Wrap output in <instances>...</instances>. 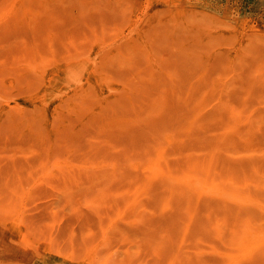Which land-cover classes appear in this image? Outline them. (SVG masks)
<instances>
[{
	"label": "rangeland",
	"instance_id": "obj_1",
	"mask_svg": "<svg viewBox=\"0 0 264 264\" xmlns=\"http://www.w3.org/2000/svg\"><path fill=\"white\" fill-rule=\"evenodd\" d=\"M0 1V5L3 6L5 2L7 3V1L10 2L11 0ZM24 5H26V12L24 15L20 14L19 22L13 19L9 26L0 28V41H4L0 43V65L2 64L0 66V74L8 73L10 75L12 73L16 77L15 91L11 97L21 98L28 91L34 90L38 84L34 74L29 70L26 71L23 67H21V70L20 66L12 68L15 60L26 57L24 62L29 63L33 57V59H36L39 53L40 55L47 53L48 44L52 45L54 52H57L56 55L59 58L67 56V53L70 52V57L84 59L92 52L93 47L91 48L90 44L94 40L100 43L101 49L103 48V52H105L102 55L104 59L100 62L101 64L96 68L93 67L96 78L100 81L102 80L101 82L110 91L119 90L121 93H127L108 101L109 103H115L113 109L107 112L104 109V112L100 114L95 113L94 117H90V115L84 116L85 123L81 127H74L73 125L77 124L79 117L82 116L64 115L65 119L68 120L67 126L72 123V128L61 127V130L55 134L54 143H51L50 139L44 138L37 129L33 123L30 109L25 108L21 111L11 109L6 114L5 117L7 119L4 118L3 122L0 123V206L3 204L7 205L8 202L10 204L0 207V216L1 218L4 217L3 219L0 218V264H264V234H261L264 231V180H262L264 179V0H24ZM53 9L55 10L53 11ZM132 17L133 19H131ZM30 26L34 27L30 28ZM90 30H94V32ZM6 31L10 32L7 33ZM77 31H79L78 34ZM11 33L12 35L14 33V35L12 36ZM99 33L105 36L106 41L104 36L101 37ZM34 34H36L37 40L39 39L38 41ZM57 35L61 36L60 40ZM78 35L80 36L79 38ZM25 38L28 40L26 41ZM55 38L58 39L56 40ZM41 40L43 43L40 42ZM70 40H72V45ZM260 40L263 41L261 42ZM113 41L116 42L111 44ZM62 43L66 44V46H62ZM66 48L71 51L67 52ZM95 51L94 49L93 52L95 53ZM132 53H141L143 55L140 56L141 54H138L140 59L136 60V55L133 56ZM161 54L165 61L162 57H159ZM22 56L23 58H21ZM4 57L6 58L4 59ZM173 70L175 75H173ZM250 74L254 76L252 75L251 77ZM217 93H228V139L238 142L235 149L228 145V150L226 152L223 151L224 158H222L225 164L227 166L230 164L233 169L237 164L239 166L241 162L235 161L236 157L230 154L236 153V155H248L254 159L257 157V159H260L256 163L259 164L258 169L259 171L261 170L260 173L262 175H254L250 180L254 185L257 184V187H252L251 195H254V201L258 205L260 204L262 208L253 204L249 206L240 204L239 201L231 203L216 195L221 192L220 189L223 188V185H228L226 183L228 180H223L226 176L221 174L218 177L215 176V179H207L205 181L207 185H211L210 187L215 190L214 194L208 192V194L201 193L199 195L197 191L195 195L190 194L184 188L176 186L175 183H173L175 191L169 193V191H162L160 186L157 190L158 197L153 199L143 197L144 200L142 199L145 204V209L143 208L144 222L138 225H129L128 222L124 221L114 223L113 218L116 216L117 210L112 207L113 205H105L103 201L108 199V194H110L106 189L117 190L120 186V189L122 187L126 188L133 183V176L137 175V171H132L125 167L127 152V155H132L133 157H140L148 153L150 151L148 149L149 144L147 145L146 143L148 141L151 142L153 139L156 141V134L165 126L171 127L175 125L179 120L178 118L183 116L182 111L184 113L188 111L184 110L189 108L186 105L188 102L192 99L188 105L195 100L210 102L218 96ZM92 95L96 94L92 93ZM54 97L57 102H64L65 104H83L84 102L94 109L98 102L96 96L90 97L86 96V94L79 96L72 93H57ZM165 99L168 100L166 101ZM161 102L164 103L163 106L165 108H162L165 111L156 108L158 104H162ZM247 106L251 109L248 108L247 110ZM154 108L155 110L152 111ZM260 113L263 119L262 123ZM166 121H169L167 123L170 126ZM127 122L128 124H125V126L118 124ZM218 122L217 119L212 122L209 120L204 121L202 127H199L200 129H193L191 136L177 144L173 151L177 154L180 153V155L186 154L199 159L205 157V153L207 154L209 151L213 136L218 133L217 129L220 126ZM106 123L108 125L114 123V126L104 130L97 129L98 124L105 127ZM158 123L163 126H158ZM92 124L96 126L94 127ZM150 125L155 128H151ZM210 126L212 127L210 128ZM149 128L155 129V131H152L154 134L150 133L151 129ZM143 129L145 131H143L144 134L141 131ZM146 131L149 132L147 134L150 136H147ZM135 132L138 133L135 134ZM128 136L129 139H126ZM208 136L209 138L207 139ZM139 138L140 141H138ZM142 138L145 139V142ZM111 139L112 142H109ZM49 141L51 144H49ZM70 143L78 147L68 152L69 149L67 147L71 145ZM55 146L56 149L54 148ZM103 146L105 147L103 148L104 150L102 149ZM242 146L248 150L245 151L247 152L246 154L244 152L240 153L239 149ZM111 150L113 151L111 152ZM117 150L121 151L116 152ZM109 153L110 158L108 157ZM55 154L66 156L74 168L78 170L73 171L66 178L51 177L49 179H40L38 175L39 163L47 162L46 157L50 155L52 158V155ZM96 154L99 155L97 156ZM93 156L95 157L93 158ZM117 156L120 157L118 158ZM91 157L93 160L90 159V164L89 158ZM121 157L123 162H121ZM80 159L82 160L80 161ZM109 160L118 167L116 175L109 174V176L107 175L108 177L105 175H90L89 171H87L89 166L91 168L93 165V167H96L102 162L109 163ZM30 165L34 167L30 168ZM11 167L13 169H10ZM30 171L32 172L30 173ZM246 171L250 172V169ZM23 173H26L27 176ZM8 174L9 177L11 174L14 177L11 176L9 178ZM127 174L129 177H127ZM1 178L4 179L1 180ZM126 178L128 179L126 180ZM235 179L239 178L236 177ZM261 186L263 187L261 188ZM19 187L21 188L20 192L17 190ZM7 188L9 189L6 192ZM234 189L243 197H247V194H250L244 190V186L236 185ZM159 192L161 193L159 194ZM6 196L7 198H4ZM195 197H197L195 219L184 230V225L187 224L188 205L191 204L190 200ZM171 198L176 200V204L170 208L168 206L163 212L159 211L158 201L160 199L172 200ZM9 200L15 203V207L11 206L12 203ZM9 206L10 208H7ZM186 206H188L187 210H185ZM75 207L77 210H75ZM227 208L229 210L232 208L231 212L228 211L227 213ZM3 209L5 214H2ZM6 211L9 212L6 213ZM233 213L235 214L233 215ZM23 214L24 216H22ZM20 217L22 220H20ZM256 217H259V219ZM244 221L250 224L254 223L261 239L252 243L251 246L240 243V239L246 232L244 229L246 223ZM21 222L24 223L22 224ZM18 223L22 225L20 228L17 226ZM119 223L123 224L120 226ZM215 224H218L216 229L214 228ZM108 227H111V229H107ZM119 230L121 234H119ZM214 231H217L215 236ZM218 231H220V235ZM112 233L115 234L113 235ZM218 235L219 238H217ZM103 236L104 238L101 239ZM111 241L113 242L111 243ZM51 242H53L52 245ZM94 244L96 245L94 246ZM92 246L93 248H91ZM55 250L72 257L71 259H66L63 255L56 254Z\"/></svg>",
	"mask_w": 264,
	"mask_h": 264
},
{
	"label": "bare ground",
	"instance_id": "obj_2",
	"mask_svg": "<svg viewBox=\"0 0 264 264\" xmlns=\"http://www.w3.org/2000/svg\"><path fill=\"white\" fill-rule=\"evenodd\" d=\"M1 2V1H0ZM26 3V1H25ZM146 3V2H145ZM48 4V3H47ZM44 5V3H43ZM25 6L24 5V0H11L10 2L7 1V3L5 2V5H0V28L2 26H9L12 22V20L16 19L18 20L19 22V19L21 18V15H24L26 10H25ZM45 6V5H44ZM145 6V5H144ZM46 7V6H45ZM49 8V7H48ZM37 9V8H36ZM147 9V8H145ZM38 10V9H37ZM42 10V9H41ZM55 9H53L54 11ZM51 11V9H50ZM41 12V11H40ZM43 13V12H42ZM144 13V12H143ZM142 14V12H141ZM20 15V16H19ZM42 15V14H41ZM34 16V15H33ZM47 16V15H46ZM127 16V15H126ZM141 16V15H140ZM160 16V15H159ZM45 17V16H44ZM84 17V16H83ZM128 18H130L129 16H127ZM49 18V17H48ZM82 19V17H80ZM38 19V18H37ZM133 19V17L131 18ZM52 20V19H51ZM140 20V18H139ZM36 21V20H35ZM43 21V20H42ZM50 21V20H49ZM102 21V20H101ZM249 21V20H248ZM31 22V21H30ZM126 22V21H125ZM37 23V22H35ZM52 23V22H51ZM105 23V22H104ZM140 23V22H139ZM191 23V22H190ZM34 24V23H33ZM32 24V25H33ZM40 24V23H39ZM50 24V23H49ZM176 24V23H175ZM180 24V23H179ZM195 24V23H194ZM36 25V24H35ZM34 25V26H35ZM88 25V24H87ZM209 25V24H208ZM253 25V24H252ZM17 26V25H16ZM23 26V25H22ZM25 26V25H24ZM27 26H29L27 24ZM34 26H30L31 27H34ZM92 26V25H91ZM21 27V26H20ZM168 27V25H167ZM3 28V27H2ZM136 28V27H135ZM237 29V28H235ZM8 30V29H7ZM26 30V29H25ZM130 30V29H129ZM230 30V29H228ZM232 30V29H231ZM2 31V30H1ZM34 31V29H33ZM36 31V30H35ZM50 31V30H49ZM80 31V30H79ZM77 31V34L78 32ZM91 31V30H90ZM7 32V31H6ZM10 32V31H8ZM7 32V33H8ZM24 32V31H23ZM32 32V31H31ZM52 32V31H51ZM84 32V31H83ZM91 32H94V30H92ZM97 32V31H95ZM162 32V31H161ZM234 32V31H233ZM5 33V32H4ZM16 33V31H15ZM25 33V32H24ZM35 33V32H34ZM54 33V32H53ZM58 33V32H57ZM60 33V32H59ZM64 33V31H63ZM66 33V32H65ZM18 34V32H17ZM20 34V33H19ZM25 34H28V33H25ZM38 34V33H37ZM96 34V33H95ZM94 34V35H95ZM98 34V33H97ZM100 34V33H99ZM127 34V33H126ZM125 34V35H126ZM133 34V32H132ZM240 34V33H239ZM9 35V34H8ZM12 35V33H11ZM14 35V33H13ZM12 35V36H13ZM32 35V34H31ZM35 38H36V34H34ZM46 35V34H45ZM55 35H56V32H55ZM81 35V33H80ZM86 35V34H85ZM101 35V34H100ZM236 35V33H235ZM234 35V36H235ZM1 36V35H0ZM10 36V35H9ZM16 36H19V35H16ZM30 36V35H28ZM58 36V35H57ZM104 36V35H101V37ZM124 36V35H123ZM122 36V37H123ZM3 37V35H2ZM22 37V35H21ZM31 37V36H30ZM61 36H58L59 40L61 39L60 38ZM74 37V36H73ZM77 37V36H76ZM80 36L78 35V38ZM91 37V36H90ZM24 38V37H23ZM32 38V37H31ZM34 38V39H35ZM43 38V36H42ZM57 38V39H58ZM63 38V37H62ZM69 38V37H68ZM84 38V37H83ZM93 38V37H92ZM91 38V39H92ZM163 38V37H162ZM253 38V37H252ZM264 38V36H263ZM4 39H6L4 37ZM41 39V38H40ZM56 39V38H55ZM56 39V40H57ZM120 39V38H119ZM165 39V38H164ZM23 40V39H22ZM25 40L27 41L28 39L25 38ZM37 40V38H36ZM39 40V39H38ZM37 40V41H38ZM43 40V39H42ZM40 41L41 43H43V41ZM67 40V39H66ZM74 40V39H73ZM79 40V39H78ZM104 40L106 41V38L104 36ZM186 40V39H185ZM223 40V39H222ZM257 40H259L257 38ZM256 40V41H257ZM8 41V40H7ZM101 41V40H100ZM117 41V40H116ZM115 41V42H116ZM162 41V40H161ZM159 41L160 43H163ZM165 41V40H164ZM171 41V40H170ZM184 41V40H183ZM261 42L263 40H260ZM1 42H4V41H0ZM23 42V41H22ZM25 42V41H24ZM38 42V43H40ZM62 42V41H61ZM87 42V41H86ZM89 42V41H88ZM114 41L111 43H115ZM21 43V41H20ZM27 43V42H26ZM25 43V44H26ZM36 43V41H35ZM46 43V42H45ZM44 43V45H46ZM50 43V42H49ZM70 43L72 45V40H70ZM169 43V42H168ZM182 43V41H181ZM203 43V42H202ZM208 43V42H206ZM216 43V42H215ZM5 44V43H4ZM58 44V43H57ZM63 44V43H62ZM81 44V43H80ZM84 44V43H83ZM219 44V43H217ZM3 45V44H2ZM35 45V44H34ZM70 45V44H69ZM70 45V46H71ZM87 45V43H86ZM85 45V47H86ZM91 48L93 47L92 49V52L90 53V55L86 56L84 59H76V58H73V57H70L69 53H67V56L63 57V58H59L58 55H56V53L54 52L55 50H53L52 48V45L48 44V52L46 50L47 53H41L42 55H40L39 53V56L36 57V59H31L29 63H25L24 61H26V57L23 58V56L21 58L23 59H20V60H15L14 63L12 64V68L14 69V67H18L20 66V69L22 70L21 67H23L24 69L29 70L31 73L34 74L35 76V79H36V82H38L37 84V87L33 90H30L28 91L27 93H25L23 95V97L21 98H15V97H11L13 96L12 93L15 91V85H16V77H14V75L12 73H10V75H8V73H2L0 74V123L3 122L4 118H6V114H8V112L11 110V109H15V110H19L21 111L22 109H30L29 111L31 112V117L33 119V123L35 124V126L37 127V129L40 131V133L42 134V136L44 138H47V139H50L51 143H54L55 142V134L57 133V131L61 130L60 128L61 127H68L69 129L72 128V123L67 126L68 124V120L65 119L64 115H76V116H82V117H79V121L77 124L73 125L74 127H77V126H83L84 123H85V119H84V116H88L90 115V117H94L95 113L96 114H100L102 112H104V109L107 111H109L110 109H113L115 107V103H109L108 101L111 100V99H114L115 97H118L119 95L121 96L122 94H126V93H121L119 92V90H115V91H110L108 90L106 87H105V84L102 83L100 80H98L96 78V74L94 72V68L93 67H97L98 65H100L101 61L104 59V56H102L105 52H103V48L101 49V45L100 43L97 41V40H94L92 42V44H90ZM126 45V44H125ZM124 45V46H125ZM204 45V44H203ZM1 46V45H0ZM4 46V45H3ZM2 46V47H3ZM7 46V45H6ZM5 46V47H6ZM29 46V45H28ZM37 46V45H36ZM40 46V45H39ZM47 46V45H46ZM54 46V45H53ZM62 46H66V44L62 45ZM110 46V45H109ZM123 46V47H124ZM129 46V45H127ZM221 46V45H220ZM35 47V46H34ZM57 47V45H56ZM80 47V46H79ZM107 47V46H106ZM112 47V46H111ZM110 47V48H111ZM153 47V46H152ZM203 47V46H202ZM207 47V46H206ZM218 47V46H217ZM19 48V47H18ZM38 48V46H37ZM36 48V49H37ZM43 48V46H42ZM46 48V47H45ZM83 48V47H82ZM113 48V47H112ZM120 48V47H118ZM154 48V47H153ZM200 48V47H199ZM212 48V46H211ZM220 48V47H219ZM261 48V47H260ZM35 49V50H36ZM59 50V48H57ZM67 49V48H66ZM69 49V47H68ZM66 50L67 52L68 51H71V50ZM78 49V48H77ZM80 49V48H79ZM85 49H89V48H85ZM94 49L96 50L95 53L93 52ZM108 49V48H107ZM162 49V48H161ZM4 50V49H3ZM16 50V49H15ZM26 50V49H25ZM30 50V49H29ZM38 50V49H37ZM44 50V51H45ZM73 50V49H72ZM81 50V49H80ZM83 50V49H82ZM129 50V49H128ZM140 50V49H139ZM155 50V49H154ZM212 50V49H211ZM260 50V49H259ZM24 51V50H23ZM39 51V50H38ZM38 51H34V52H38ZM65 51V50H64ZM84 51V50H83ZM119 51V50H118ZM127 51V50H126ZM199 51V50H198ZM6 52V51H5ZM10 52V51H9ZM7 52V53H9ZM15 52V51H14ZM22 52V51H21ZM42 52V51H41ZM130 52V51H129ZM128 52V53H129ZM134 52V51H132ZM201 52H202V48H201ZM4 53V52H3ZM13 53V51H12ZM66 53V52H65ZM6 54V53H5ZM14 54V53H13ZM60 54V53H59ZM85 54V52H84ZM139 55L141 53H138ZM138 54H133L132 55H136L135 56V59H140L139 58V55ZM9 55V54H8ZM17 56V54H15ZM35 55V54H34ZM81 55V53H80ZM79 55V56H80ZM143 54H141L140 56H142ZM159 55V54H158ZM184 55V54H183ZM191 55V54H190ZM193 55V54H192ZM196 55V54H195ZM194 55V56H195ZM21 56V55H20ZM27 56V55H26ZM76 56V55H75ZM125 56H127V54H125ZM157 56V54H156ZM193 56V57H194ZM254 56V55H253ZM11 57V56H9ZM28 57V56H27ZM160 58L162 57V54L159 56ZM158 57V58H159ZM3 58V57H2ZM6 57H4L5 59ZM13 58V57H12ZM188 58V57H187ZM224 58V57H223ZM227 58V57H226ZM1 59V58H0ZM29 59V58H27ZM134 59V57H133ZM134 59V60H135ZM145 59V58H144ZM162 59H164L162 57ZM172 59V58H171ZM192 59V58H190ZM253 59V58H252ZM12 60V59H11ZM10 60V61H11ZM130 60V59H129ZM161 60V59H160ZM188 60V59H187ZM197 60V59H196ZM209 60V59H208ZM257 60V59H256ZM255 60V61H256ZM4 61V60H3ZM9 61V62H10ZM128 61V59H127ZM165 61V59H164ZM163 61V63H164ZM167 61V59H166ZM181 61V60H180ZM236 61H238V59H236ZM138 62V61H137ZM148 63V61H146ZM169 62V61H167ZM174 62V60H173ZM191 62V61H190ZM213 62V61H212ZM228 62V61H227ZM258 62V60H257ZM257 62H254V63H257ZM127 63V62H126ZM131 63V62H130ZM139 63V62H138ZM172 63V62H171ZM179 63V62H178ZM181 63V62H180ZM187 63V62H186ZM185 63V64H186ZM107 64H109L107 62ZM207 64V63H206ZM2 65V64H1ZM0 65V66H1ZM9 65V64H8ZM118 65V64H117ZM137 65V64H136ZM146 65V63H145ZM194 65V64H193ZM4 66V65H3ZM120 66V65H119ZM122 66V65H121ZM163 66V65H161ZM169 66V65H168ZM171 66V65H170ZM177 66V65H176ZM180 66V64H179ZM178 66V67H179ZM190 66V65H188ZM236 66V65H235ZM234 66V67H235ZM245 66V65H244ZM166 67V66H165ZM173 67V66H172ZM175 67V65H174ZM2 68V67H1ZM102 68V67H101ZM138 69H140L139 67H137ZM177 68V67H176ZM181 68V67H180ZM241 68H242V65H241ZM245 68V67H243ZM261 68V67H260ZM3 69V68H2ZM12 69V70H13ZM18 69V68H17ZM173 69V68H172ZM187 69V68H186ZM210 69V67H209ZM250 69V68H249ZM253 69V68H252ZM256 69V68H255ZM254 69V70H255ZM9 70V69H8ZM175 70V69H174ZM173 70V72H174ZM263 70V69H262ZM261 70V71H262ZM7 71V70H6ZM14 71V70H13ZM200 71V70H199ZM257 71V70H255ZM260 71V72H261ZM250 72V71H249ZM248 72V74H249ZM259 72V71H258ZM168 73V72H167ZM186 73V72H185ZM12 74V75H11ZM15 74V73H14ZM19 74V73H18ZM177 74V73H176ZM183 74V73H182ZM181 74V75H182ZM234 74V73H233ZM255 74V73H254ZM260 74V73H259ZM258 74V75H259ZM125 75V74H124ZM127 75V74H126ZM173 75H175V72L173 73ZM188 75V73H187ZM251 75V74H250ZM253 75V74H252ZM251 75V77H252ZM257 75V76H258ZM264 75V74H263ZM98 76V75H97ZM139 76V75H138ZM156 76V75H155ZM177 76V75H176ZM232 76V75H231ZM230 76V77H231ZM235 76V75H234ZM238 76V75H237ZM254 76V75H253ZM256 76V77H257ZM31 77V76H30ZM120 77V76H119ZM187 77V76H186ZM233 77V76H232ZM259 77V76H258ZM23 78V77H22ZM25 78V77H24ZM179 78V77H178ZM183 78V76H182ZM254 78V77H253ZM32 79V78H31ZM100 79V78H99ZM125 79V78H124ZM140 79V78H139ZM181 79V78H180ZM110 80V79H109ZM137 80V79H136ZM154 80V79H153ZM28 81V79H27ZM135 81V80H134ZM140 81V80H139ZM138 81V82H139ZM227 81V80H226ZM262 81V80H261ZM40 82V84H39ZM114 82V81H113ZM122 82V81H121ZM25 83V82H24ZM131 83V82H130ZM231 83V82H230ZM110 84V83H109ZM108 84V85H109ZM140 84V83H139ZM248 84V83H247ZM250 84V83H249ZM132 85V84H131ZM256 85H257V82H256ZM21 86V85H20ZM134 86V85H132ZM138 86V85H137ZM141 86V85H140ZM158 86V84H157ZM247 86V85H246ZM131 87V86H130ZM163 87V86H162ZM132 88V87H131ZM130 88V89H131ZM140 88V87H139ZM251 88V87H250ZM31 89V88H30ZM144 89V88H143ZM183 89V88H182ZM201 89V87H200ZM257 89V88H256ZM123 90V89H122ZM133 90V88H132ZM131 90V91H132ZM176 90V89H174ZM134 91V90H133ZM143 91V90H142ZM178 91V90H177ZM22 92V91H21ZM55 93V94H54ZM57 93H72L73 95H84L86 94V96H90V97H93V96H96L98 99V102L96 103V107L95 109L94 108H91L90 106H88L86 103L83 102V104H74V103H61V102H57L55 100V97ZM92 93L96 94V95H92ZM175 94V93H174ZM217 97L213 100V101H210V102H207V101H193L190 107V105H188V102L186 105L187 107L189 108H185L184 110H188L186 113H184V111H182L183 113V116L181 118H178L179 120L176 122L175 125H172L171 127H165L159 132L157 133L156 131V135L157 137H154L157 138L156 141L153 140L150 142L148 141L146 144L148 145V149L150 150L148 153H145L142 155V153H140L142 156L140 157H133L132 155H127L126 154V161H125V167L126 168H129L130 170L132 171H137V175L136 176H133L132 179H134V181H132L133 183H131V185H129L128 187L126 188H123L120 189H117V190H110V189H106L107 191L110 192V194H108V199L104 200V204L107 205V206H112L114 209L116 208L117 210V213H116V216H114L113 218V221L114 223H117L119 221H124V222H128L129 225L130 224H140L142 222H144L145 220V216H144V212H143V208L145 209V204L143 202V197H147V198H156L158 197L157 195V190L159 189V187L161 186L162 188V191H169V193L171 192H174L175 191V188L173 186V183L176 184V186H178L179 188H184L186 191H188L190 194H196V191L197 193L200 195L201 193H207L208 192H211L212 194H214L215 190H213L210 186L211 185H207V183H205V181L207 179H215V176H219V175H223V176H226V178H223L224 181L228 180V182H226L228 185H223V188L220 189L221 192L217 193L216 195H219L222 199H225V200H228V202H231V203H236V201L240 202V204H246V205H256L260 208H262V206L259 204H257V202H255V197L254 195H251L252 194V187H257L256 185L253 184V182L250 180V178L254 175H257L258 174H261L259 169H258V166L259 164L256 163V161L260 160V159H257V158H252L248 155H236L235 154H230L231 156H235L236 159H234L235 161H240L241 164H237V166L233 168L230 167V164L227 166L225 164V161H224V156H223V151H227L228 150V145H230V147L232 149H235L236 148V144L238 143L237 141L235 140H229L228 139V93H217ZM17 96V95H16ZM244 96V95H243ZM251 96V95H250ZM249 96V97H250ZM161 97H163L161 95ZM167 98V97H166ZM132 99H133V96H132ZM71 100V99H70ZM121 100V99H120ZM161 100V99H159ZM166 100V99H165ZM168 100V99H167ZM166 100V101H167ZM179 100V99H178ZM177 100V101H178ZM69 101V100H68ZM243 101V100H242ZM122 102H123V99H122ZM121 102V103H122ZM164 102V101H163ZM169 102V101H168ZM174 102V101H173ZM244 102V101H243ZM133 103V102H132ZM162 103V102H161ZM167 103V102H166ZM249 103V102H248ZM151 104V103H150ZM164 103L162 104H158L156 106V108L158 109H163L162 107ZM171 104V103H169ZM168 104V105H169ZM176 104V103H175ZM246 104V103H245ZM259 104V103H258ZM252 105V104H250ZM177 106V105H176ZM254 106V104H253ZM120 107V106H119ZM140 107V106H139ZM234 107V106H233ZM257 107V106H256ZM259 107H260V104H259ZM258 107V109H259ZM133 108V107H132ZM141 108V107H140ZM143 108V106H142ZM147 108V107H146ZM165 108V107H164ZM179 108V107H177ZM248 106H247V110H248ZM254 108V107H253ZM182 109V108H181ZM246 109V108H245ZM244 109V110H245ZM251 109V108H249ZM136 110V109H135ZM155 108L152 110L154 111ZM164 110V109H163ZM180 110V108H179ZM118 111V110H117ZM123 111V110H122ZM140 111V110H139ZM138 111V112H139ZM165 111V110H164ZM114 112V111H112ZM142 112V111H141ZM145 112V111H144ZM177 112V111H176ZM249 112V111H248ZM181 113V114H182ZM233 113V112H232ZM245 113V112H244ZM27 114V113H26ZM143 114V113H142ZM249 114V113H248ZM139 115V114H138ZM152 115V114H151ZM162 115V114H161ZM178 115V114H177ZM234 115V114H233ZM254 115V113H253ZM237 116V115H235ZM264 116V115H263ZM139 117V116H138ZM142 117V116H141ZM166 117V116H165ZM169 117V116H168ZM173 117V116H172ZM231 117V116H230ZM234 117V116H233ZM238 117V116H237ZM252 117V116H251ZM22 118V117H21ZM240 118V116H239ZM238 118V119H239ZM248 118V117H247ZM258 118V117H257ZM260 118L262 119L261 117V113H260ZM7 119V118H6ZM111 119V118H110ZM139 119V118H138ZM141 119V118H140ZM218 120L220 123V126H219V129L218 130V133L217 135L213 136V139H212V142H211V145L209 147V151L208 153L206 154L205 153V157L199 159L197 157H194V156H188L186 154H183V155H180V153H175L173 151V148L179 144L180 142H183L182 140L186 139V138H189L191 136V131L193 129H196V128H199V127H202L204 121H213V120ZM231 119V118H230ZM241 119V118H240ZM249 119V118H248ZM256 119V118H255ZM100 120V119H99ZM171 120V119H170ZM104 121V120H103ZM161 121V120H159ZM163 121V120H162ZM234 121V120H233ZM238 121V120H237ZM244 121V119H243ZM241 120V122H243ZM246 121V120H245ZM249 121V120H248ZM259 121V120H258ZM263 119L261 120V123H262ZM89 122V121H88ZM169 122V121H166V123ZM250 122V121H249ZM9 123V122H8ZM20 123V122H19ZM100 123V122H99ZM143 123V122H142ZM162 123V122H161ZM245 123V122H244ZM247 123V122H246ZM256 123V122H255ZM260 123V122H259ZM10 124V123H9ZM37 124V125H36ZM91 124V123H90ZM97 124V123H96ZM120 126L123 125L125 126V124H128L127 123H118ZM146 124V123H145ZM159 124V123H158ZM157 124V125H158ZM168 124V123H167ZM208 124V123H206ZM249 124V123H248ZM1 125V124H0ZM93 125V124H92ZM147 125V124H146ZM169 125V124H168ZM254 125V124H253ZM257 125V124H256ZM25 126H28V125H25ZM34 126V127H35ZM94 126V125H93ZM96 126V125H95ZM94 126V127H95ZM114 126V123L113 124H109L106 123L105 127L104 126H101L100 124L97 125V129L98 130H104L105 128H110V127H113ZM149 126V125H148ZM158 126H163V125H158ZM170 126V125H169ZM251 126V125H250ZM18 127V126H17ZM86 127V126H85ZM92 127V126H91ZM151 127V125H150ZM154 127V126H153ZM151 127V128H153ZM209 127V126H208ZM212 126H210L211 128ZM214 127V126H213ZM1 128V127H0ZM6 128V127H5ZM87 128V127H86ZM149 128V129H151ZM155 128V127H154ZM205 128V127H204ZM208 128V129H210ZM242 128V127H241ZM240 128V129H241ZM4 129V127H3ZM16 129V128H14ZM160 129V128H159ZM200 129V128H199ZM207 129V131H208ZM237 129V127H236ZM2 130V129H1ZM65 130V129H64ZM82 130V129H81ZM157 130V129H156ZM214 130V129H213ZM243 130V128H242ZM12 131V130H11ZM10 131V132H11ZM35 131V130H34ZM72 131V130H71ZM94 131V130H93ZM92 131V133H93ZM142 132L144 131L141 130ZM150 131V130H149ZM152 131H155V129H151L150 133ZM20 132V131H19ZM37 132V131H36ZM66 133H68L67 131H65ZM139 132V131H138ZM137 132V133H138ZM145 132V131H144ZM143 132V134H144ZM195 132V131H194ZM199 132V131H198ZM213 132V131H212ZM211 132V133H212ZM90 133V132H89ZM91 133V134H92ZM135 132V134H137ZM149 133L146 131V134ZM153 133V132H152ZM210 133V134H211ZM216 133V132H215ZM131 134V133H130ZM141 134V133H140ZM154 134V133H153ZM194 134V133H193ZM202 134V133H201ZM201 134H199L200 136H202ZM61 135V134H60ZM95 135V134H94ZM142 135V134H141ZM197 135V136H199ZM212 135V134H211ZM21 136V135H20ZM59 136V135H58ZM71 136V134H70ZM98 136V135H97ZM147 136H150L147 134ZM196 136V137H197ZM92 137V136H91ZM138 137V136H136ZM135 137V138H136ZM195 137V135H194ZM203 137V136H202ZM100 138V137H99ZM109 138V137H107ZM112 138V137H111ZM131 138V136H130ZM144 138V136H143ZM142 138V139H143ZM150 138V137H149ZM209 138V136L207 137V139ZM215 138V139H214ZM91 139H94V138H91ZM126 139H129V136L126 138ZM137 139V138H136ZM195 139V138H193ZM200 139V138H199ZM232 139V138H230ZM27 140V139H26ZM78 140V139H77ZM86 140V139H85ZM106 140V139H105ZM124 141H127L125 139H123ZM121 140V141H123ZM144 142H145V139H143ZM150 140V139H148ZM188 140V139H187ZM201 140V139H200ZM206 140V139H205ZM211 140V139H210ZM49 141V144H51ZM67 141V140H66ZM100 141V139H99ZM140 141V138L139 140ZM137 141V142H138ZM193 141V140H192ZM197 141V140H196ZM202 141V140H201ZM199 141V142H201ZM204 141V140H203ZM83 142V141H82ZM109 142H112V139L111 141ZM116 142V141H115ZM132 142V141H131ZM143 142V144H144ZM191 142V141H190ZM198 142V143H199ZM206 142V141H205ZM76 143V142H75ZM92 143V142H91ZM126 143V142H125ZM136 143V142H135ZM193 143V142H192ZM196 143V142H195ZM210 143V142H209ZM30 144H31V141H30ZM59 144V143H58ZM67 144V143H66ZM71 145H69L67 147L68 152H71L72 150L75 149V147L77 148L78 146H76L75 144H72L70 143ZM87 144V143H86ZM100 144V143H99ZM111 144V143H110ZM140 144V143H139ZM200 144V143H199ZM206 144V143H205ZM91 145V144H90ZM112 145V144H111ZM110 145V146H111ZM113 145H116V144H113ZM118 145V144H117ZM82 146V144H81ZM84 146V145H83ZM119 146V145H118ZM117 146V148H119ZM130 146V145H129ZM33 147V146H32ZM86 147V146H85ZM133 147V146H132ZM138 147V146H137ZM147 147V146H146ZM239 147V146H238ZM56 149V146L54 147ZM53 148V149H54ZM80 148V147H79ZM91 148V147H90ZM101 148V147H100ZM105 148L104 146L102 147V149ZM116 148V146H115ZM121 148V147H120ZM128 148V147H127ZM208 148V147H207ZM66 149V150H67ZM92 149V148H91ZM122 149V148H121ZM130 149V148H129ZM145 149V148H144ZM104 150V149H103ZM106 150V149H105ZM114 150V149H113ZM111 150V152L113 151ZM116 150V149H115ZM194 150V149H193ZM222 150V151H221ZM119 150H117L116 152H118ZM121 151V150H120ZM119 151V152H120ZM127 151V150H126ZM129 151V150H128ZM132 151V150H131ZM130 151V152H131ZM179 151V149H178ZM240 153L241 152H244V154H246L247 152L245 151H248L244 146H242L240 149H239ZM59 152V151H57ZM86 152V150H85ZM105 152V151H104ZM103 152V153H104ZM135 152H138V151H135ZM182 152H184L182 150ZM60 153V152H59ZM76 153V152H75ZM79 153V152H78ZM88 153V152H87ZM91 151L89 152V155H90ZM102 153V152H101ZM108 153V152H107ZM125 153V152H124ZM57 154V153H56ZM52 155V158L50 157V155H46V160L47 162L43 161L41 163H39V172H38V175H39V178L40 179H49L51 177L53 178H66V176L70 175V173H72L73 171L75 170H78L77 168H74V166L71 164V161L69 162L68 158H66V156H62L61 154L59 155ZM100 154V153H99ZM98 154V155H99ZM139 154V155H140ZM43 155V154H42ZM97 155V154H96ZM97 155V156H98ZM116 155V154H115ZM120 155V154H119ZM41 156V154H40ZM82 156V155H81ZM96 156V157H97ZM240 156V157H238ZM79 157V156H78ZM85 157V156H84ZM95 156H93L94 158ZM105 157V156H104ZM108 157L110 158V153L108 155ZM118 158L120 156H117ZM223 157V158H222ZM44 158V157H43ZM70 158V157H69ZM107 158V157H106ZM122 158V157H121ZM45 159V158H44ZM77 159V158H76ZM75 159V160H76ZM86 159V158H85ZM93 160L92 157L89 158V160ZM113 159V158H112ZM71 160V159H70ZM82 159H80L81 161ZM91 160H90V164H91ZM95 160V159H94ZM108 160V159H107ZM118 160V159H117ZM35 161V160H34ZM38 161V160H37ZM100 161V160H98ZM102 161V160H101ZM251 163H249V162ZM255 161V162H254ZM120 162V160H119ZM123 162V158H122V161ZM120 162V163H121ZM259 162V161H258ZM263 163H264V160H263ZM27 164V163H26ZM33 164V163H31ZM123 164V163H122ZM120 164V165H122ZM255 164V165H254ZM93 165V164H92ZM91 165V166H92ZM124 165V164H123ZM33 166V165H32ZM30 165V168L32 167ZM36 166V165H35ZM94 166V165H93ZM92 168L89 166L88 167V170L89 171V174L90 175H105V176H109V174L111 175H116L117 174V170H118V167L115 165L114 162H111L109 160V163H104L102 162L101 164H98L96 167H93ZM34 167V166H33ZM84 167V166H82ZM122 167V166H121ZM233 167V166H232ZM261 167V166H260ZM19 168V167H18ZM112 170H111V169ZM10 169H13L12 167ZM33 169V168H32ZM31 169V170H32ZM122 169V168H121ZM250 169V172L246 171ZM15 170V169H14ZM13 170V171H14ZM19 170H21L19 168ZM81 170V169H80ZM82 171V170H81ZM12 172V171H11ZM25 172V171H24ZM32 171H30L31 173ZM123 172V171H122ZM5 173V172H4ZM3 173V174H4ZM121 173V172H120ZM129 173V172H128ZM263 173V172H262ZM20 174V173H19ZM24 174V173H23ZM22 174V175H23ZM88 174V173H87ZM124 174V173H123ZM238 174V175H237ZM26 175V173L24 174ZM73 175V174H71ZM131 175V174H130ZM262 175V174H261ZM4 176V175H3ZM11 176H13L11 174ZM10 176V177H11ZM27 176V175H26ZM35 176V175H34ZM76 176V175H75ZM107 176V177H108ZM260 176V175H259ZM8 177H9V174H8ZM6 177V178H8ZM9 177V178H10ZM14 177V176H13ZM24 177V176H23ZM74 177V176H73ZM127 177L128 174H127ZM236 177H238L239 179H235ZM8 178V179H9ZM26 178V177H25ZM38 178V177H37ZM101 178V177H100ZM111 178V177H110ZM4 178H1V180H3ZM6 179V180H8ZM103 179V178H102ZM109 179V178H108ZM124 179V178H123ZM128 178H126L127 180ZM259 179H261L259 177ZM21 180V179H20ZM130 180V179H129ZM264 180V179H262ZM12 181V179H11ZM24 181V179H23ZM260 181V180H259ZM30 182V181H29ZM126 182V181H125ZM160 182V183H159ZM258 182V181H257ZM263 182V181H262ZM262 182H260L261 185ZM7 183V182H6ZM5 183V184H6ZM8 183L9 180H8ZM13 183V182H12ZM16 183L18 184V182L16 181ZM44 183V182H43ZM50 183V182H49ZM53 183V182H52ZM108 183V182H107ZM127 183V182H126ZM24 184V183H23ZM47 184V183H46ZM117 184V183H116ZM12 185V184H11ZM16 185V184H15ZM14 185V187H15ZM45 185V183H44ZM70 185V184H69ZM68 185V186H69ZM108 185V184H107ZM236 185L238 186H244L245 187V191H247L248 193L250 194H247V197H243V196H240L238 191L236 189H234V187H236ZM2 186V185H1ZM3 186H4V183H3ZM6 186V185H5ZM8 186V184H7ZM10 186V185H9ZM22 186V185H21ZM33 186V185H32ZM67 186V185H66ZM117 187V185H115ZM264 186V185H263ZM261 186V188L263 187ZM12 187V186H11ZM10 187V188H11ZM63 187V186H62ZM104 187V186H103ZM113 187V186H112ZM115 187V188H116ZM4 188V187H3ZM6 188V187H5ZM60 188V187H59ZM105 188V187H104ZM111 188V187H110ZM160 188V189H161ZM165 188V190H163ZM259 188V187H258ZM1 189V188H0ZM9 188L6 189V192ZM21 188L19 187L18 192H20ZM28 189V188H27ZM100 189V188H99ZM102 189V188H101ZM260 189V188H259ZM30 190V189H29ZM28 190V191H29ZM57 190V189H56ZM105 190V189H104ZM256 190H258L256 188ZM5 191V190H4ZM66 191V190H65ZM102 191V190H100ZM17 192V191H16ZM104 192V191H103ZM256 192V191H255ZM27 193V192H26ZM29 193V192H28ZM97 193V192H96ZM101 193V192H99ZM161 192H159L160 194ZM2 194V193H1ZM6 194V193H5ZM9 194V193H7ZM15 194V193H14ZM255 194V193H254ZM11 195V194H10ZM96 195V194H94ZM99 195V194H98ZM9 196V195H8ZM25 196V195H23ZM93 196V195H92ZM214 196V195H212ZM251 196V197H250ZM2 197H3V194H2ZM20 197V196H19ZM26 197V196H25ZM4 198H7L4 197ZM14 199V197H13ZM17 199H19L17 197ZM24 199V197H23ZM93 199V198H91ZM143 199V200H142ZM172 200H159L158 201V205H159V211L163 212L168 206L169 208L172 207V205H175L176 204V200L171 198ZM196 199L197 197H195L194 199L190 200L191 201V204L186 206L185 207V210H187L188 208V211H187V219H186V225H184V230L187 229V225L194 221L195 219V211L197 209V204H196ZM12 200V199H11ZM9 200V201H11ZM15 200V199H14ZM86 200V199H85ZM8 201V200H7ZM6 201V202H7ZM13 201V200H12ZM11 201L12 205L11 206H14L15 207V203H13ZM25 201V200H24ZM23 201V202H24ZM194 201V202H193ZM1 202V201H0ZM246 202V203H245ZM9 203V202H8ZM8 203L7 205L6 204H3L4 206H8ZM17 203V202H16ZM89 203V202H88ZM98 203V202H97ZM10 204V203H9ZM18 204V203H17ZM83 204V203H82ZM2 205V204H1ZM2 205V206H3ZM85 205V203H84ZM97 205V204H96ZM2 206H0L2 208ZM75 206V205H74ZM206 206V205H205ZM13 207V209H14ZM24 207V205H23ZM22 207V208H23ZM77 207V206H76ZM75 207V210H77ZM92 207V205H91ZM5 208V207H3ZM7 208H10L7 207ZM16 208H18L16 206ZM15 208V210H16ZM21 208V206H20ZM80 208V207H79ZM82 208V207H81ZM103 208V207H102ZM25 209V208H24ZM24 209H22L24 211ZM71 209V208H70ZM84 209V208H83ZM96 209V208H95ZM232 209V208H231ZM230 209V210H231ZM7 210V209H5ZM9 210H12V209H9ZM72 210V209H71ZM82 210V209H81ZM92 210V209H91ZM100 210V209H99ZM228 208L226 209L227 213L228 211H230ZM14 211V210H13ZM12 211V212H13ZM107 211V210H106ZM263 211V210H262ZM9 212V211H6V213ZM15 212V211H14ZM98 212V211H97ZM102 212V211H101ZM231 212V211H230ZM229 212V213H230ZM234 212V210H233ZM247 212V211H246ZM5 214L4 212V209H3V212L2 214ZM90 213V212H88ZM88 213H86L88 215ZM107 213V212H106ZM110 213V212H109ZM236 213V212H235ZM233 213V215L235 214ZM1 214V215H2ZM9 214V213H8ZM11 214V213H10ZM13 214V213H12ZM17 214V213H16ZM78 214V213H77ZM84 214V213H83ZM91 214V213H90ZM108 214V213H107ZM15 215V214H14ZM95 215V214H94ZM109 215V214H108ZM230 215V214H229ZM237 215V214H236ZM24 216V214L22 215ZM91 216V215H90ZM93 216V215H92ZM100 216V215H99ZM107 216V215H106ZM105 216V217H106ZM238 216V215H237ZM87 217V216H86ZM97 217V216H96ZM210 217V216H209ZM208 217V218H209ZM261 217V216H260ZM1 218V216H0ZM4 218V217H3ZM1 218V219H3ZM16 218V217H15ZM21 218V217H20ZM24 218V217H23ZM90 218V217H89ZM107 218H109L107 216ZM259 219V217H256ZM19 219V218H18ZM94 219V217H93ZM92 219V221H94ZM242 219V218H241ZM249 219V218H248ZM262 219V217H261ZM264 219V217H263ZM22 220V218L20 219ZM100 220V219H99ZM106 220V219H105ZM15 221V220H14ZM96 221V220H95ZM261 222V220H259ZM263 221V220H262ZM98 222V221H97ZM100 222V221H99ZM245 222V221H244ZM255 222V221H253ZM258 222V220H257ZM15 223V222H14ZM22 223V222H21ZM24 223V222H23ZM22 223V224H23ZM121 223V222H120ZM119 225L121 226L122 224ZM127 223V224H128ZM191 223V224H192ZM246 225L244 227V229L246 230L245 234L243 235L242 239H240V243L241 244H244L246 246H251L252 243H255L257 242V240H261L260 237L258 236V231L256 230L255 226H254V223H249V222H245ZM248 223V224H247ZM83 224V223H82ZM261 224V223H260ZM92 225V224H91ZM144 225V223H143ZM217 225L218 224H215L214 228L216 229L217 228ZM244 225V224H243ZM19 228L20 226H22L21 224L17 225ZM101 226V224H100ZM103 226V225H102ZM85 227V226H84ZM104 227V226H103ZM138 227V226H137ZM191 227V226H189ZM207 227V226H206ZM88 228V227H87ZM97 228V227H96ZM111 229V227H108L107 229ZM131 228V227H130ZM100 229V227H99ZM105 229V227H104ZM109 229V230H110ZM116 229V228H115ZM85 230V228H84ZM83 230V231H84ZM108 230V231H109ZM114 230V228H113ZM192 230V229H191ZM95 231V230H93ZM107 231V230H105ZM244 232V231H243ZM25 233V232H24ZM83 233V232H82ZM81 233V234H82ZM103 233L105 234V232L103 231ZM107 233V232H106ZM190 233V232H189ZM99 234V233H98ZM103 234V235H104ZM113 234V233H112ZM115 234V233H114ZM113 234V235H114ZM119 234H121L120 230H119ZM118 234V235H119ZM217 234V231H214V236ZM218 234L220 235V231H218ZM262 235L264 234V231L261 233ZM83 235V234H82ZM90 235V234H89ZM190 235V234H189ZM188 235V236H189ZM219 235L217 238H219ZM72 236V234H71ZM102 236V235H101ZM107 236V235H106ZM25 237V236H24ZM84 237V236H82ZM109 237V235H108ZM114 237V236H113ZM86 238V237H85ZM89 238V237H88ZM104 238L101 237V239ZM116 238V237H115ZM216 238V239H217ZM99 239V240H101ZM112 239V238H111ZM189 239V238H188ZM72 240V239H71ZM95 240V238H94ZM117 240V238H116ZM197 240V239H196ZM50 241V240H49ZM69 241V240H68ZM113 241H114V238H113ZM111 241V243L113 242ZM155 241V240H154ZM44 242V241H43ZM66 242V241H65ZM89 242V241H88ZM97 242V240H96ZM99 242V241H98ZM104 242V241H103ZM153 242V241H152ZM156 242V241H155ZM158 242V241H157ZM196 242V241H195ZM239 242V241H238ZM237 242V243H238ZM53 242H51V245H52ZM72 244V243H71ZM96 244H94L95 246ZM152 245V244H151ZM239 245V244H238ZM76 246V245H75ZM156 246V245H154ZM52 247V246H51ZM159 247V246H157ZM156 247V248H157ZM93 248V246L91 247ZM160 248V247H159ZM253 248V247H252ZM95 249V248H94ZM109 249V248H108ZM153 249V248H152ZM243 249V248H242ZM241 249V250H242ZM102 250V249H101ZM247 250V249H246ZM249 250V249H248ZM94 251V250H93ZM92 251V252H93ZM104 251V250H103ZM106 251V250H105ZM152 251V250H151ZM156 251V250H155ZM154 251V252H155ZM56 254L60 255L61 253L58 251V250H55ZM82 252V251H81ZM101 252V251H100ZM157 252V251H156ZM90 253V252H89ZM88 254V253H87ZM63 255L66 259H71V257L67 254H61ZM227 255V254H226ZM108 258V257H107ZM228 258V257H227ZM108 261V260H107ZM105 262V261H104Z\"/></svg>",
	"mask_w": 264,
	"mask_h": 264
}]
</instances>
